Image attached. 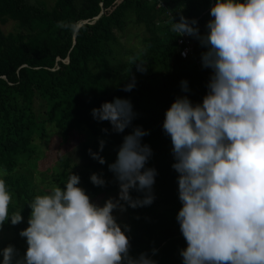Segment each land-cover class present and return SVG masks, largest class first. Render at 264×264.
I'll use <instances>...</instances> for the list:
<instances>
[{"label": "clouds", "instance_id": "9594fccd", "mask_svg": "<svg viewBox=\"0 0 264 264\" xmlns=\"http://www.w3.org/2000/svg\"><path fill=\"white\" fill-rule=\"evenodd\" d=\"M210 16L203 36L195 20L171 19L172 32L195 37L207 48L202 66L213 73L202 104L178 97L163 122L176 160L172 168L179 174L182 207L176 219L187 243L180 255L183 264H264V0H215ZM137 70L146 71L142 65ZM134 86L133 77L123 91ZM181 86L188 90L186 81ZM91 115L108 121L116 133L135 117L131 102L120 98L102 103ZM148 134L133 128L108 165L119 185L118 199L109 198L102 207L93 204L77 187L76 174L69 175L63 189L54 186L35 196L28 205V227L19 233L28 247L17 264H155L145 254L129 256L128 228L122 231L112 215L125 211V204L136 208L153 202L156 171L145 168L152 153L141 144ZM89 154L105 164L98 153L89 149ZM90 182L105 185L95 173ZM133 189L145 197L133 199ZM11 199L0 179V225L9 217L12 225L23 220L20 212L9 216ZM15 251L11 245L2 250L3 264H12Z\"/></svg>", "mask_w": 264, "mask_h": 264}, {"label": "trees", "instance_id": "16d2710c", "mask_svg": "<svg viewBox=\"0 0 264 264\" xmlns=\"http://www.w3.org/2000/svg\"><path fill=\"white\" fill-rule=\"evenodd\" d=\"M162 2L164 9L156 10L145 0H54L49 9L43 10L28 0H0V22L16 21L14 32L0 31V170L6 173L3 178L12 197L9 216L20 212L23 217L16 225L11 224L10 217L0 225L1 231L10 235L0 237V264L4 248L14 247L12 264H17L24 260L28 247L26 238L19 233L28 227V205L35 196L29 193L25 177H14L10 172L17 166V154L24 150L38 121L33 110L35 97L42 99V116L47 121L54 118L55 109L62 105V116L55 121L62 142L80 127L103 137L102 151L99 142L82 145L78 150L79 159L91 170L77 175L83 190L92 196L119 193L118 182L108 165L115 162L123 137L131 134L133 128L140 127L149 133L141 138V144L148 145L152 153L145 168L156 171L151 189L154 199L147 206L124 205L129 256L136 259L145 254L155 264H183L180 253L187 243L176 219L182 207L178 198L179 174L172 168L176 161L170 158L172 142L163 130V122L165 112L178 97H187L193 105L202 104L213 73L202 66L201 54L207 48L195 37L189 36L192 55L184 60L178 57L171 19L173 23L179 22L180 16L195 20L199 35H206L215 0ZM127 15L135 24L144 26L146 37L144 54L135 56V63L126 62L124 70H134L139 64H145L147 73L152 72L153 65L159 69L157 80L134 82L131 91H123L125 84L115 80L120 66L112 67L110 48L115 42L111 28L121 29ZM155 19L167 23L155 27ZM182 81L187 82V91L182 90ZM114 98L129 100L135 113L122 133L113 131L108 121L98 122L91 115L92 109ZM89 149L103 157L105 164L93 159ZM94 173L105 180L103 187L90 182ZM65 177L58 176L62 186ZM129 194L133 199L145 197V192L134 189Z\"/></svg>", "mask_w": 264, "mask_h": 264}, {"label": "rangeland", "instance_id": "374dc122", "mask_svg": "<svg viewBox=\"0 0 264 264\" xmlns=\"http://www.w3.org/2000/svg\"><path fill=\"white\" fill-rule=\"evenodd\" d=\"M31 4L40 9H49L53 5L54 0H28ZM16 30V21L3 20L0 22V31L4 34L14 32ZM115 42L110 45L113 50L112 67L118 68V75L115 80L125 85L133 82H148L157 80L156 73L158 67L152 66V72H140L137 67L128 72L124 70V65L129 61L130 57L144 54L143 39L146 32L142 24H135L130 15H127L121 29L111 28ZM161 37V35H159ZM58 60V59H56ZM145 67V64H139ZM37 96V95H36ZM43 101L39 97H35L33 101V110L37 114L38 121L33 132L28 138V143L23 151L17 154V166L10 172L14 177L23 176L28 182V191L30 194L44 195L51 191L54 186L61 189L64 188L59 184L58 176L64 174L65 184L70 174L85 173L91 170L78 157V150L82 145H91L95 142L103 141L102 136H98L86 127H80L72 130L66 142L61 141L60 130L55 126L62 116V105H59L54 112V118L47 121L42 116ZM170 158L174 159L172 147L169 149ZM5 173L0 170V179L6 183L3 175ZM77 187L82 188L81 181ZM7 188V186H6ZM83 189V188H82ZM90 201L98 206H103L104 202L109 198L118 199V193H108L100 196H92L85 191ZM117 224L123 229L128 224L126 212L116 209L112 212ZM8 233H4L0 229V237H8Z\"/></svg>", "mask_w": 264, "mask_h": 264}, {"label": "built area", "instance_id": "2783aa9c", "mask_svg": "<svg viewBox=\"0 0 264 264\" xmlns=\"http://www.w3.org/2000/svg\"><path fill=\"white\" fill-rule=\"evenodd\" d=\"M145 2L153 5V7L156 10H163L164 9V5H163L162 0H145ZM166 15H167V13H166ZM81 23H86V21H83ZM166 23L167 22L165 20L155 19L154 26L155 27L163 26ZM78 26H79V24H78ZM174 34L176 35L175 45L177 47L178 57L180 59L184 60V59H186L192 55L193 42L191 41V39L189 38L188 35L178 36L179 35L178 33H174ZM195 64L197 65L198 62H195Z\"/></svg>", "mask_w": 264, "mask_h": 264}]
</instances>
